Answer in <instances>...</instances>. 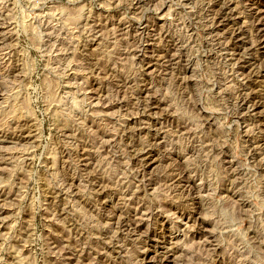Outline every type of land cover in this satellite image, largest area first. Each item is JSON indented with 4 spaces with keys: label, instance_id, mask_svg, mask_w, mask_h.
Listing matches in <instances>:
<instances>
[{
    "label": "rangeland",
    "instance_id": "374dc122",
    "mask_svg": "<svg viewBox=\"0 0 264 264\" xmlns=\"http://www.w3.org/2000/svg\"><path fill=\"white\" fill-rule=\"evenodd\" d=\"M254 13L0 0V264H264Z\"/></svg>",
    "mask_w": 264,
    "mask_h": 264
},
{
    "label": "bare ground",
    "instance_id": "6f19581e",
    "mask_svg": "<svg viewBox=\"0 0 264 264\" xmlns=\"http://www.w3.org/2000/svg\"><path fill=\"white\" fill-rule=\"evenodd\" d=\"M253 10H254V8H253ZM252 12V11H251ZM257 12V11H256ZM261 12V11H260ZM221 13V12H220ZM228 13V12H227ZM260 14V13H259ZM223 15V14H222ZM222 15H221V17H222ZM254 15L256 16V18L255 19H257V24H255L256 26H254L255 28H256V30H258V32L259 31H261L262 32V27H263V25L262 24H259V18H260V15H258L257 13H254ZM228 16V15H227ZM253 17V16H252ZM224 18V17H223ZM226 18V17H225ZM254 19V18H253ZM227 20V19H226ZM229 20V19H228ZM262 21V20H261ZM264 21V20H263ZM254 25V24H253ZM264 28V27H263ZM261 32H259V33H261ZM237 33V32H236ZM238 35V34H237ZM257 35V34H256ZM263 35V34H262ZM231 36V35H230ZM241 36V35H240ZM263 37V36H262ZM232 38V37H231ZM236 38H239V36H237ZM238 40V39H237ZM233 41H235V40H233ZM262 41V40H261ZM241 44V43H240ZM242 45V44H241ZM238 47V46H237ZM241 47V46H240ZM172 60V59H171ZM22 135V134H21ZM17 136V135H16ZM18 137H20V136H18ZM23 137V136H22ZM22 137H21V139H22ZM25 137V136H24ZM19 138H17L16 139V141L18 140ZM20 140V139H19ZM18 140V141H19ZM88 165V164H87Z\"/></svg>",
    "mask_w": 264,
    "mask_h": 264
}]
</instances>
